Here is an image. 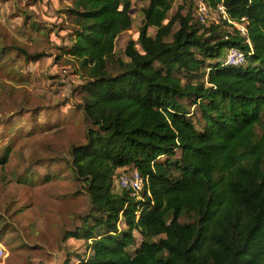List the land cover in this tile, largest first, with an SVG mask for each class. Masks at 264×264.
<instances>
[{
    "label": "trees",
    "instance_id": "obj_1",
    "mask_svg": "<svg viewBox=\"0 0 264 264\" xmlns=\"http://www.w3.org/2000/svg\"><path fill=\"white\" fill-rule=\"evenodd\" d=\"M70 1L63 55L83 81L87 129L65 162L89 211L62 237L85 252L63 264H264V0H204L244 19L250 45L227 22L169 18L173 0H146L125 61L115 42L132 26L133 0ZM231 48L242 65L224 64ZM9 50L24 64L45 57L16 46L0 57ZM118 170L145 178L140 200L119 188Z\"/></svg>",
    "mask_w": 264,
    "mask_h": 264
},
{
    "label": "rangeland",
    "instance_id": "obj_2",
    "mask_svg": "<svg viewBox=\"0 0 264 264\" xmlns=\"http://www.w3.org/2000/svg\"><path fill=\"white\" fill-rule=\"evenodd\" d=\"M199 1L173 0L169 18L180 10L197 21ZM147 4L133 0L132 26L115 42V56L124 61L125 47L136 42ZM72 6L70 0H0V47L45 54L25 64L10 50L5 60L0 57V154L6 146L11 149L8 162L0 166V264L74 263L73 255L85 252L83 240L62 238L81 226L89 211L83 185L65 162L71 146L84 142L87 129L77 107L83 81L63 55L73 44L66 29V10ZM215 20L217 14L211 11L205 25ZM179 222L191 223L187 217Z\"/></svg>",
    "mask_w": 264,
    "mask_h": 264
},
{
    "label": "built area",
    "instance_id": "obj_3",
    "mask_svg": "<svg viewBox=\"0 0 264 264\" xmlns=\"http://www.w3.org/2000/svg\"><path fill=\"white\" fill-rule=\"evenodd\" d=\"M211 11H214L217 14V20L214 23H218L220 21L227 22L235 30L239 32V35L245 39V43L250 45V42L247 38V30L245 25V20L242 19L240 23H235L229 20L225 9L223 6L218 5L215 10H211L204 3V0H201L196 5V16L197 20L200 23H205L207 16ZM245 56L244 54L235 48L228 49L226 51V55L224 58V64L229 66H240L244 63ZM118 186L121 190L129 191L131 196L140 200L145 188V178H143L137 171H131L129 173L121 174L117 180ZM4 258V250L0 246V259Z\"/></svg>",
    "mask_w": 264,
    "mask_h": 264
}]
</instances>
